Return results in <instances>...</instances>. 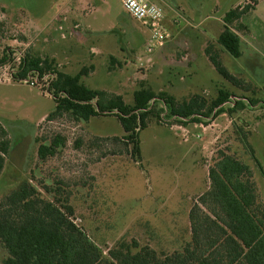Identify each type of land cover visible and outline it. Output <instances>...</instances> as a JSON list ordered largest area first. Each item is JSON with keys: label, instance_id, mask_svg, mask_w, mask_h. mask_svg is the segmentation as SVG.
<instances>
[{"label": "rangeland", "instance_id": "1", "mask_svg": "<svg viewBox=\"0 0 264 264\" xmlns=\"http://www.w3.org/2000/svg\"><path fill=\"white\" fill-rule=\"evenodd\" d=\"M65 1L0 0V124L9 139L0 200L27 180L42 198L69 205L71 220L103 255L121 242L171 253L190 240L189 210L209 188L208 169L223 152L250 168L264 209V0L254 8L248 0H201L209 18L194 30L188 27L197 33L189 38L178 34L172 22L164 45L152 53L145 51L148 30L121 0H105L83 25L67 12ZM237 3L252 8L230 24L240 36L241 54L233 57L217 35L224 14ZM204 29L208 39L202 51ZM24 54L51 61L49 71L82 72L81 84L104 92L105 98L120 96L127 104L133 103L134 91L146 88L179 103L201 96L205 112L222 89L230 94L222 105L228 109L217 115L213 109L200 122L151 117L139 133L137 162L123 141L112 140L123 135L115 115L86 121L68 112L47 117L55 107L48 91L55 74L21 77L18 65ZM210 56L238 82L222 77ZM56 135L64 144L55 155L40 159L39 144ZM7 256L0 245V264Z\"/></svg>", "mask_w": 264, "mask_h": 264}, {"label": "trees", "instance_id": "2", "mask_svg": "<svg viewBox=\"0 0 264 264\" xmlns=\"http://www.w3.org/2000/svg\"><path fill=\"white\" fill-rule=\"evenodd\" d=\"M248 1L253 4L255 0ZM251 8L249 4L238 5L223 17L225 24L217 42L233 57L240 55V38L228 25ZM209 60L222 77L238 82L218 58L210 56ZM50 62L24 54L18 65V74L23 78L28 73L55 74L48 90L55 107L47 117L68 112L86 121L93 116L113 114L123 135L112 140L123 141L125 151L137 162L141 158L139 133L151 117L166 123L200 122L213 109L216 115L228 109L222 105L230 94L222 89H218L205 112L206 102L201 96L193 95L179 103L171 96H156L146 88L134 91L133 103L127 104L120 96L105 98L104 92L81 84L82 72L69 75L49 71ZM63 144L64 139L56 135L49 143L39 144L38 157L43 160L55 155ZM8 147L7 131L0 124V170ZM208 178L209 188L189 210L191 237L181 250L157 253L147 245L121 242L108 249L106 255L71 220L73 212L69 205L60 206L42 198L35 186L22 181L0 200V245L8 253L3 264H264V209L257 201L250 168L221 152L209 167Z\"/></svg>", "mask_w": 264, "mask_h": 264}, {"label": "crops", "instance_id": "3", "mask_svg": "<svg viewBox=\"0 0 264 264\" xmlns=\"http://www.w3.org/2000/svg\"><path fill=\"white\" fill-rule=\"evenodd\" d=\"M256 1L257 0L254 1L253 8L256 4ZM156 2L160 3L163 6L164 23L166 27L168 28V30L170 29L169 27L171 26V23L174 22L175 23L174 30L176 31V33L185 34L186 37L188 38L189 36L193 37L194 34L197 33V32H192V30H194L197 25L201 24L203 21L205 22L209 18V15L204 16V9H203L201 0H187L186 1L187 5L181 0L179 1L176 0L173 3H170L168 0H156ZM100 4H105V0H95V3L93 2V0H66L63 3L65 8L67 9V12L71 14L73 13L74 15H76V18L79 21H81L80 23L82 25L85 22V17L89 15L91 12L95 11L97 6H99ZM240 4L241 3H237L235 6L231 7L230 9ZM196 20H199V23ZM194 21H196L197 23H194ZM224 24L225 22L223 20V26ZM223 26H222V29H223ZM228 26L234 31V29L230 25ZM188 27L192 30H190ZM200 34H201V37L204 38V42L201 44V49L202 51H204V44L206 40L208 39L206 29L202 30ZM218 35H217V38H218ZM201 41H203V39ZM192 50H193V47L190 49V52H192ZM240 54H241V50H240ZM187 55L188 54H186V56Z\"/></svg>", "mask_w": 264, "mask_h": 264}, {"label": "built area", "instance_id": "4", "mask_svg": "<svg viewBox=\"0 0 264 264\" xmlns=\"http://www.w3.org/2000/svg\"><path fill=\"white\" fill-rule=\"evenodd\" d=\"M121 3L125 11L148 30L145 51L152 53L162 47L170 33L164 23L163 8L148 0H121Z\"/></svg>", "mask_w": 264, "mask_h": 264}]
</instances>
